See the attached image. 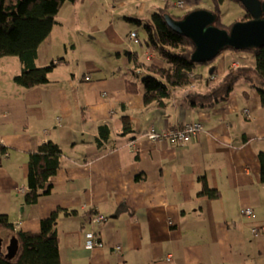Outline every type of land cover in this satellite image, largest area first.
I'll return each instance as SVG.
<instances>
[{"label":"crops","instance_id":"0c3cea01","mask_svg":"<svg viewBox=\"0 0 264 264\" xmlns=\"http://www.w3.org/2000/svg\"><path fill=\"white\" fill-rule=\"evenodd\" d=\"M103 1L111 14L95 0H86V7L95 6V18L89 8L76 13L67 3L69 12L61 10L46 38L63 51L48 50L46 40L41 44L38 59L59 57L62 61L54 70L58 67L61 76L29 87L19 84L17 91L0 96V212L8 213L17 228L38 231L42 217L52 210L70 209L59 219L58 264H264L260 92L242 77L224 101L201 104L189 97L190 92L209 90L230 67L255 62L245 63L250 59L246 51L226 49L202 65L201 83L194 78L189 87L175 91L166 106L147 105L141 86L127 89L133 66H125L130 74L125 73L106 50L123 55L124 65L132 64L126 57L128 34L136 29L144 37L139 30L143 25L135 19L147 21L162 6L159 2H165ZM205 1L186 0L184 9ZM118 9L122 12L115 21ZM139 44L135 46L143 53L145 47ZM5 58L22 70L19 58ZM153 61L167 64L157 54ZM125 114L133 122L128 134H122ZM192 121L203 122L206 130L190 141L149 136L153 127L167 131ZM104 122L112 127L106 148L97 141ZM49 139L62 146L63 163L52 192L29 204L25 193L30 152ZM205 182L219 190L217 197L200 193ZM243 207H252V214L243 215ZM98 212L107 219L93 220ZM91 228L104 245L88 247Z\"/></svg>","mask_w":264,"mask_h":264},{"label":"trees","instance_id":"16d2710c","mask_svg":"<svg viewBox=\"0 0 264 264\" xmlns=\"http://www.w3.org/2000/svg\"><path fill=\"white\" fill-rule=\"evenodd\" d=\"M225 1L212 0L210 7L197 6L193 9L211 8L218 15L215 23L222 27H231L237 20L252 18L244 3L234 0L244 7L245 14L234 22L225 23L222 8ZM66 3L68 0H0V57L19 56L22 72L15 76L19 84L29 87L44 84L50 80L49 75L54 70L55 64L39 66L37 64L39 49L59 22L61 10ZM190 10L192 9L188 11ZM188 11L178 14L171 10L169 4L165 3L158 10L152 12L147 21L143 22L141 18L135 19L145 28V36L140 37V45L144 46L145 51L151 53L152 56L148 57L144 53L145 51L143 53L128 51L132 62L134 61V66L131 68V76L126 79V83L128 90L137 91L140 88L136 77L142 76L145 89L142 87L141 89L147 105L156 102L160 106H166L167 99L175 91L189 87L193 84L194 78L199 76L195 74L194 67L201 62L192 58L196 49L194 41L191 37L173 29L167 21L168 15L180 19ZM249 50L255 56V66L230 67L221 80L215 82L206 92H190L189 97L192 101H198L201 104H215L224 101L230 96L238 80L245 77L251 83L252 88L259 90L262 105H264V46ZM156 54L167 64L161 65L154 62ZM151 59L152 61H148ZM215 59L206 63H212ZM144 68L148 70L147 73L143 72ZM122 124V134L133 131L130 115L122 116ZM111 132L112 127L109 122L100 125V137L97 138L100 147L106 148L104 141H110ZM260 158L262 179L264 180V153L260 154ZM62 163L63 148L59 142L53 139L44 141L37 148L31 150L28 165L29 189L25 193L26 203L35 204L42 195L52 192L54 175ZM137 177L141 178L142 174H138ZM203 186L201 194L209 197L219 195V190L210 188L207 182ZM70 211L64 207L52 210L48 215L42 217L41 228L38 231L17 228L8 213L0 212L2 249L7 250L12 236L17 237L19 244L18 251L13 257L0 251V264H58L61 260L59 219L62 213ZM72 211L77 210L73 209Z\"/></svg>","mask_w":264,"mask_h":264},{"label":"water","instance_id":"95a60500","mask_svg":"<svg viewBox=\"0 0 264 264\" xmlns=\"http://www.w3.org/2000/svg\"><path fill=\"white\" fill-rule=\"evenodd\" d=\"M244 3L252 18L237 20L231 27L217 25V13L210 8H196L188 11L182 18L167 16L169 25L189 37L196 49L192 55L195 61L208 62L216 58L225 49H252L264 46V0H240ZM0 251L13 257L18 251V239L12 236L7 250Z\"/></svg>","mask_w":264,"mask_h":264},{"label":"rangeland","instance_id":"374dc122","mask_svg":"<svg viewBox=\"0 0 264 264\" xmlns=\"http://www.w3.org/2000/svg\"><path fill=\"white\" fill-rule=\"evenodd\" d=\"M101 1V2H100ZM100 1H96L94 3H96L98 6H101L102 9H104V12H108L109 14H111V11H112V8L110 9L109 5L108 4H105V2L103 0H100ZM68 3L71 4V6L73 8H75L74 10L76 11V13H78V11L81 9L83 12L89 8V12H91V16L93 18L96 17V10H95V6L92 7V5L90 7H86L88 6V3L86 2V0H68ZM160 4L163 5V3L160 1L159 2ZM212 3V0H206L202 6H210ZM137 5V4H136ZM160 8V7H159ZM159 8L155 9V10H158ZM132 9L134 11H137L138 8L135 7V6H132ZM154 10V11H155ZM171 10L173 12H176L178 14H181V13H184L186 12V9H184L183 7H179V6H171ZM153 11V12H154ZM188 11V10H187ZM64 12H69L68 10V5L67 3L64 5V7L62 8V13ZM121 12H122V9H118L116 15H115V21L117 19V15H121ZM245 14V9L244 7H242L240 5V3L234 1V0H228L227 1V4H225L224 6V15H223V19H224V22L226 23H229L233 20H236L240 17H242L243 15ZM63 20V19H62ZM65 20V19H64ZM139 30L141 31V34L143 36H145V28H144V25L143 26H140L139 25ZM143 38V37H142ZM141 43V41L139 42ZM44 47H46L48 50H51V51H54V52H62L63 50L57 46H54L52 44V39L51 37H49L46 42L43 44ZM140 45V44H139ZM140 47L142 48V46L140 45ZM136 48V46H135ZM133 51H138V49L136 48V50H133ZM227 51H231V50H227ZM236 51H246L247 55L250 57L249 60H245V63L246 64H253V62H255V56L253 55V52H251V50L249 49H246V50H236ZM106 53L109 57L113 58L115 60V62H117L118 65L122 66V69L123 71L126 73L127 72V69H125V66H134V61L132 62V64L129 62L128 65H124L123 62H122V58H123V55H118L117 52H114V51H110V50H106ZM235 53V52H234ZM65 54V53H64ZM11 56H14V57H17L19 58V56L17 55H11ZM57 55L54 56V53H53V57H56ZM127 59L128 60H132L130 55L128 54L127 56ZM6 59L5 57H0V96L4 93H8L10 91H17L18 88H19V83L16 81L15 79V76L17 74H20L22 72L21 70V67L20 66H12L8 61L5 62ZM59 57H56L54 58L53 61L49 60V61H45L41 58L37 59V64L39 66H47L49 65L50 63H57ZM61 60V59H60ZM62 61V60H61ZM208 63L206 62H201L199 64H197L195 67H194V71H195V74H198L199 76H196V81L195 83L198 84V83H201L199 82V78H200V74L199 71H201V67L202 65H207ZM58 68V67H57ZM55 69L52 73H50L49 77L53 80V76H61V72L58 70V69ZM67 71H64L62 74H63V77L66 79V74ZM129 73V72H127ZM204 74H205V77H206V84H207V73L204 71ZM69 76H67L68 78ZM137 78V82L139 83V86L142 87V89H145V85L144 83L142 82V76H138L136 77ZM221 79H217L216 82L220 81ZM22 85V84H21ZM38 89V88H37ZM19 92V91H18ZM121 123H122V117H121Z\"/></svg>","mask_w":264,"mask_h":264},{"label":"built area","instance_id":"2783aa9c","mask_svg":"<svg viewBox=\"0 0 264 264\" xmlns=\"http://www.w3.org/2000/svg\"><path fill=\"white\" fill-rule=\"evenodd\" d=\"M169 1V0H168ZM177 4L182 6L184 5V0H178ZM139 40V35L136 30H132L129 35V45L132 46L133 42H136ZM148 57H151L152 54L148 53ZM59 62V61H57ZM87 78H90L88 76ZM249 112V109H246ZM206 130L205 124L201 121H192L187 122L183 126H173L170 127L167 131H159L156 128H152L149 131V136L155 140H161L166 139L172 143H182L184 141H190L193 138L197 137L202 131ZM253 212L252 207H243L242 214L250 216ZM107 219V215L104 213L98 212L93 217V220L97 221H104ZM255 230H258V228H255ZM87 245L90 248H94L96 246H102L104 245V242L100 239V236L97 234V232L94 230V228H91L87 232Z\"/></svg>","mask_w":264,"mask_h":264},{"label":"clouds","instance_id":"9594fccd","mask_svg":"<svg viewBox=\"0 0 264 264\" xmlns=\"http://www.w3.org/2000/svg\"><path fill=\"white\" fill-rule=\"evenodd\" d=\"M163 1H165V3L169 4L170 6H179V7H183V8H184L185 3H186V0H184V5L180 6V5L177 4V1H178V0H169V1H168V0H163ZM210 9H211V8H210ZM223 12H224V11H223ZM223 15H224V13H223ZM223 20H224V19H223ZM133 30H136V29H133ZM131 31H132V30H131ZM131 31H130L129 34H128V43H129V35H130ZM136 31L138 32L139 40L136 41V42H133L132 46H130V45L128 44V47H129L128 51H133L135 44H136L137 42H140V40H141L139 31H138V30H136ZM228 49H229V48H228ZM225 50H226V49H225ZM145 54H148V53L146 52ZM58 61H59V63H60L61 60L58 59ZM57 64H58V62L55 63V66H56ZM234 68H238V67H234ZM88 76H90V78H91V74L86 75V77H88ZM211 76H212V75H211ZM101 213H102V212H101ZM105 215H106V214H105ZM107 217H108V216H107Z\"/></svg>","mask_w":264,"mask_h":264}]
</instances>
